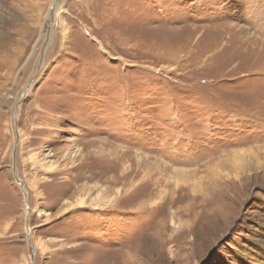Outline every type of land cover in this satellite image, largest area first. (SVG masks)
<instances>
[{
  "label": "rangeland",
  "instance_id": "rangeland-1",
  "mask_svg": "<svg viewBox=\"0 0 264 264\" xmlns=\"http://www.w3.org/2000/svg\"><path fill=\"white\" fill-rule=\"evenodd\" d=\"M263 239L264 0H0V264H256Z\"/></svg>",
  "mask_w": 264,
  "mask_h": 264
},
{
  "label": "bare ground",
  "instance_id": "bare-ground-1",
  "mask_svg": "<svg viewBox=\"0 0 264 264\" xmlns=\"http://www.w3.org/2000/svg\"><path fill=\"white\" fill-rule=\"evenodd\" d=\"M58 7L56 6V9H57ZM56 14H59V12L57 11L56 12ZM54 15H55V13H54ZM41 165V164H40ZM43 168H52V167H54V164L53 163H50V164H42L41 165ZM99 194V193H98ZM36 197H37V199L39 198V192L36 194ZM85 198L84 197H79V198H77V200H75V202L73 203V204H83V203H85ZM263 242H260L261 244H259L260 245V251H258V255H257V257H258V261H257V263L256 264H264V239L262 240ZM38 245L40 246V248L41 249H44L45 250V244L42 242V241H40L39 240V242H38ZM252 257V256H251Z\"/></svg>",
  "mask_w": 264,
  "mask_h": 264
},
{
  "label": "water",
  "instance_id": "water-1",
  "mask_svg": "<svg viewBox=\"0 0 264 264\" xmlns=\"http://www.w3.org/2000/svg\"><path fill=\"white\" fill-rule=\"evenodd\" d=\"M25 91H26V89H25ZM25 91H24V93H25ZM15 119V118H14Z\"/></svg>",
  "mask_w": 264,
  "mask_h": 264
}]
</instances>
